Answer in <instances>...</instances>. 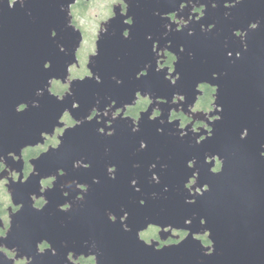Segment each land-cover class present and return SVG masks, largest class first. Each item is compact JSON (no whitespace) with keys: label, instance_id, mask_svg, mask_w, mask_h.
Instances as JSON below:
<instances>
[{"label":"water","instance_id":"water-1","mask_svg":"<svg viewBox=\"0 0 264 264\" xmlns=\"http://www.w3.org/2000/svg\"><path fill=\"white\" fill-rule=\"evenodd\" d=\"M76 1L27 0L34 12L32 25L39 26L41 108L57 99L50 91L51 80H66L70 65L77 60L83 38L81 31L70 24L71 7ZM184 1L187 0H125L126 17L133 16L136 27H155L160 23V14L176 11ZM200 3L205 6L200 19L192 20L168 39L172 42L171 51L178 58L172 74L180 75L177 85L169 84L166 96L161 95L163 91L160 92L159 87L151 93L158 92L157 97L162 96L169 102L176 92L195 94L199 82L216 85V104L220 111H217L218 119L212 123L211 135L199 145H176L172 136L154 134L162 125L153 124L152 135L147 139L150 144L143 152L148 153L147 164L161 158L156 162L159 167L152 172V175L158 174L161 181L136 191L133 202L124 201L122 196L118 202H112V197H100L95 190L100 187L89 189L87 202L78 210L83 219L72 215L77 222H84L85 230L81 231L78 223H73L71 231L72 241H86V247L65 248L59 244L68 233L56 219L59 222L66 219L64 215H59L60 218L56 215L55 219L48 213L56 205L51 201L42 210L44 214L25 208L14 216L8 236L0 237V247L18 244L19 256L32 257L28 264H68L70 251L75 252V256L94 255L96 264H264V0H200ZM21 10L17 3L12 9H5L4 2L0 3V43L10 46L13 42L20 43L21 23L29 20ZM178 16L191 20L187 9ZM115 20L117 17L111 18L109 26ZM52 28L57 31L55 43L49 39ZM105 35L97 42V54L91 59L94 76L72 82L75 100L73 96L68 99L72 97L70 101L78 102L83 108L91 102L83 87L95 79L97 63L111 64L117 45L133 43L129 39L119 42L111 34ZM61 45L66 55L60 51ZM9 52L0 47L2 55L7 57ZM6 57L0 59L6 61ZM48 62L51 64L46 67ZM5 68V65L0 67V83H4L7 75ZM149 78L151 75L146 76ZM155 78L152 74V80ZM4 91L0 85V107L7 104ZM146 117L147 112L143 114L142 123ZM170 125L165 129L168 132L172 131ZM142 126L136 142L146 132L144 123ZM2 139L0 135V141ZM59 150L64 152V144ZM206 154L217 156L222 168L211 172L212 163L205 170L200 166L202 181L193 185L192 193L187 183L195 169L188 166L189 160L195 156L205 159ZM50 157L47 153L40 158L41 170H47L52 164ZM162 164L166 167L161 170ZM205 184L207 189H204ZM124 189L127 187L121 186L120 192ZM141 199L145 200L144 204L140 203ZM107 210L116 215V220H109ZM125 214L128 216L123 221ZM149 225L164 230L171 227L169 233L174 228L188 233L177 243L157 247V243H147L140 237L141 230ZM205 233L210 245L197 237ZM43 240L53 244L54 254L50 250L38 254V245ZM0 264L14 262L0 251Z\"/></svg>","mask_w":264,"mask_h":264},{"label":"flooded vegetation","instance_id":"flooded-vegetation-1","mask_svg":"<svg viewBox=\"0 0 264 264\" xmlns=\"http://www.w3.org/2000/svg\"><path fill=\"white\" fill-rule=\"evenodd\" d=\"M2 2L5 9H12L17 3L29 20L21 23L20 43L13 42L11 46L0 43V47L10 51L7 57L0 53V58H8L6 61L0 59V67L5 65L7 71L4 83H0L5 88L7 103L0 107V135L3 136L0 141V237L8 236L13 217L23 209L44 214L42 210L51 201L56 205L48 213L54 217L64 215L66 219L59 222L55 217L68 233L59 244L65 248L75 246L81 249L87 242L72 241L71 231L73 223H78V229L84 231V222H77L72 215L83 219L82 212L78 210L87 202L89 189L100 187L95 189L100 197H112V202H118L121 196L124 201L133 202L136 191L161 181L158 174L152 175L159 167L156 162L161 158L147 164L150 161L148 153L143 152L150 144L147 139L152 135L153 124L162 125L154 134L172 136L176 145H199L211 135L212 123L218 119L217 111H220L216 104V85L209 81L199 82L195 94L176 92L169 102L162 96L157 97L158 92L151 93L152 89L159 87L160 92L163 91L161 95L166 96L168 85H177L180 75L172 74L176 71L178 58L171 51L169 36L192 20H199L205 6L200 0H187L179 4L176 11L160 14L157 26L136 27L133 16L126 17L128 4L125 0H77L71 7L70 23L81 31L83 38L77 50V60L70 65L66 80H51L50 91L57 99L41 108L42 91L38 84L40 36L39 26L32 25L34 12L27 0H0ZM93 7L97 10L94 15H89V8ZM186 9L191 20L178 16ZM113 17L117 20L114 26H109ZM84 19L87 22H83ZM107 33L119 42L129 39L133 43L117 45L111 64L97 63L95 79L83 87L91 101L83 108L76 101L72 103V97L68 99L73 96L75 100L72 82L94 76L90 68L91 59L97 54V42ZM50 35L49 39L55 43L57 31L54 28ZM84 45L86 48L82 51ZM60 51L67 54L63 45ZM50 64L48 62L46 67ZM152 74L156 77L154 80ZM149 75L151 78L146 79ZM86 99H89L87 95ZM146 112L148 117L143 122L146 132L136 142L143 129L141 119ZM169 125L172 131L168 132L165 129ZM62 144L64 152L59 150ZM47 153L53 162L47 170H41L40 158ZM210 163L211 172L221 170L222 161L217 156L207 155L205 159L195 156L189 160L188 166L195 169L187 183L192 193L193 185L202 181L203 170L199 167L205 170ZM164 167L162 164L161 170ZM121 186L127 190L120 192ZM207 188L205 184L204 189ZM140 203L144 204L145 200L141 199ZM107 212L109 220H116L114 213ZM126 216L128 214L122 218L123 221ZM170 229L149 225L141 230L140 237L147 243L155 242L157 247H163L181 241L188 233L176 228L169 233ZM162 235L166 238L163 239ZM197 237L205 245L211 244L208 233ZM19 250L18 244L0 247V251L13 259L14 264H28L32 257L19 256ZM47 250L52 254L56 252L50 241L43 240L37 252L40 254ZM68 264H96V257L75 256V252L70 251Z\"/></svg>","mask_w":264,"mask_h":264},{"label":"rangeland","instance_id":"rangeland-1","mask_svg":"<svg viewBox=\"0 0 264 264\" xmlns=\"http://www.w3.org/2000/svg\"><path fill=\"white\" fill-rule=\"evenodd\" d=\"M96 10H97L96 7L89 8V15H94L93 13H94ZM83 22H87V21H85V19H84ZM84 48H86V45H84V47H82V51H83ZM86 50H87V49H86ZM82 51H81V52H82Z\"/></svg>","mask_w":264,"mask_h":264}]
</instances>
